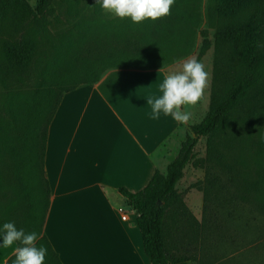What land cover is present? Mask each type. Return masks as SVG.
Returning a JSON list of instances; mask_svg holds the SVG:
<instances>
[{
    "label": "trees",
    "instance_id": "1",
    "mask_svg": "<svg viewBox=\"0 0 264 264\" xmlns=\"http://www.w3.org/2000/svg\"><path fill=\"white\" fill-rule=\"evenodd\" d=\"M54 1L37 0L31 7L26 0H0V23L12 29L0 41V201L6 206L19 203L20 219L14 224L38 233L36 246L47 249L44 264H61L43 232L50 205L43 159L59 99L98 82L110 70L164 69L189 54L201 2L174 0L168 15L139 24L128 18L101 19V8L95 3L91 19L56 33L48 20ZM60 2L68 12L74 10L70 0ZM209 9L220 24L214 34L216 54L207 114L190 126L192 135L180 144L165 173L155 171L138 192L117 190L136 213L143 250L151 264H193L195 256L180 253L187 249L189 237L200 231L214 247L216 216L225 222L245 208L243 195L215 189L210 165L200 223L175 190L200 138L206 139L209 158L216 157L217 138L227 135L233 115L257 116L264 106V0H213ZM201 55L202 50L196 59ZM262 178L264 182V169ZM14 260L15 254L6 264Z\"/></svg>",
    "mask_w": 264,
    "mask_h": 264
},
{
    "label": "crops",
    "instance_id": "2",
    "mask_svg": "<svg viewBox=\"0 0 264 264\" xmlns=\"http://www.w3.org/2000/svg\"><path fill=\"white\" fill-rule=\"evenodd\" d=\"M166 75L110 70L59 99L43 159L50 191L43 232L61 264H151L136 213L117 190H142L164 165V148L181 123L150 119L145 97L160 94ZM14 254V247L0 248V264Z\"/></svg>",
    "mask_w": 264,
    "mask_h": 264
},
{
    "label": "rangeland",
    "instance_id": "3",
    "mask_svg": "<svg viewBox=\"0 0 264 264\" xmlns=\"http://www.w3.org/2000/svg\"><path fill=\"white\" fill-rule=\"evenodd\" d=\"M26 1L34 7L37 0ZM70 4L74 10L68 12L64 3L60 0L54 1L52 12L48 16L52 32H63L74 23L91 19L94 16L95 0H70ZM212 5L213 0H201L197 10L199 26L190 53L164 68L168 74L180 71L186 60L196 59L202 50L199 61L204 64L209 78L204 94L198 103L195 106H185V110L191 113L189 121L180 124L177 133L164 148L166 154L164 165L160 169L162 173H165L166 167L176 156L185 137L192 135L190 126L199 123L208 112L216 54L214 34L220 24L219 18L210 12L209 7ZM98 16L105 20L116 18L115 15L102 9ZM29 20L30 18L25 22L28 23ZM11 32L12 29L7 26V23H0V41L6 39ZM205 44L207 48H203ZM230 127L227 135L217 138L216 157L209 158L206 139H199L191 160L183 170V177L175 187L177 196L184 202L198 223L201 222L202 217V201L208 176L206 170L208 165L211 166L210 173L214 178L212 184L215 189L222 187L229 195L239 194L245 197L243 203L245 208L232 213V217H226L225 222L221 215L216 216L219 223L214 233L215 237L213 236L214 247L209 243L211 239L206 234H201L200 231L198 236L189 237L187 249H182L180 253L195 256L196 261H192L193 264H264V204L262 201L264 106H260L257 116L249 112L246 114L236 112ZM209 200L212 199L209 197ZM236 202L240 203L239 199ZM18 205L19 203L6 206L0 201V222H17L20 219Z\"/></svg>",
    "mask_w": 264,
    "mask_h": 264
},
{
    "label": "clouds",
    "instance_id": "4",
    "mask_svg": "<svg viewBox=\"0 0 264 264\" xmlns=\"http://www.w3.org/2000/svg\"><path fill=\"white\" fill-rule=\"evenodd\" d=\"M102 10L121 19L128 18L132 23H142L166 16L174 0H95ZM209 74L202 62L186 60L180 71L166 75L159 83L158 96H147L146 104L151 107L149 118L159 120L170 116L181 124L189 121L191 113L185 106H195L202 98L208 84ZM38 233L26 232L17 228L14 222L0 224V248L14 247L13 264H44L47 249L37 247Z\"/></svg>",
    "mask_w": 264,
    "mask_h": 264
},
{
    "label": "built area",
    "instance_id": "5",
    "mask_svg": "<svg viewBox=\"0 0 264 264\" xmlns=\"http://www.w3.org/2000/svg\"><path fill=\"white\" fill-rule=\"evenodd\" d=\"M118 211H119V213H120V215H121V218H122L123 220H125V219H126V212H125V210L122 209V208H119Z\"/></svg>",
    "mask_w": 264,
    "mask_h": 264
}]
</instances>
